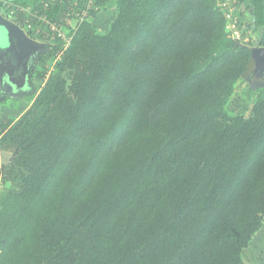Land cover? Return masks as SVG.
<instances>
[{
	"label": "trees",
	"instance_id": "16d2710c",
	"mask_svg": "<svg viewBox=\"0 0 264 264\" xmlns=\"http://www.w3.org/2000/svg\"><path fill=\"white\" fill-rule=\"evenodd\" d=\"M109 1L100 33L89 18ZM221 2L32 7L43 19L25 33L54 65L27 110L0 123V264H245L264 226V88L246 114L226 105L264 27L244 26L251 7L237 0L234 39ZM14 10L0 0L26 26ZM71 13L82 20L65 31ZM10 98L0 91V106Z\"/></svg>",
	"mask_w": 264,
	"mask_h": 264
},
{
	"label": "rangeland",
	"instance_id": "374dc122",
	"mask_svg": "<svg viewBox=\"0 0 264 264\" xmlns=\"http://www.w3.org/2000/svg\"><path fill=\"white\" fill-rule=\"evenodd\" d=\"M72 1V0H71ZM219 2L222 1V6L227 5L226 11L230 8H233L232 14L237 17L238 11L241 9L240 4H236L237 0H218ZM249 2H252L254 5H259L263 0H250ZM245 2L244 5H247ZM234 5L239 7H234ZM16 6H12L14 8ZM32 7H24L23 10L27 12L28 10H31ZM252 12V13H251ZM58 13L55 12V15ZM115 1H109L106 3V5L96 8L95 9V16H90L89 20L92 22V24L97 28V30L100 33H106L108 31L109 25L111 21L113 20L115 16ZM264 7H253L250 11V13H247L246 16L239 17L240 20H245L243 25L249 27L251 26H257L258 30H262L264 27V20L262 19L264 16ZM70 20V21H69ZM69 20H67L68 24L65 22L63 27L65 28V31H67L69 28H75L78 25V22L82 20V18L77 19L75 15H72L69 17ZM18 26V25H17ZM42 26L41 24L38 25V28ZM56 26L55 23H50L49 28L54 29ZM19 27V26H18ZM45 26L41 27V31H45L43 28ZM243 27V26H242ZM23 32L26 30L24 27H19ZM241 31H244V40L246 42H250L253 39H255V31L252 30V28H242ZM258 31V32H259ZM25 33V32H24ZM27 36V34L25 33ZM62 36V34H61ZM28 37V36H27ZM29 38V37H28ZM66 43H68L69 39H65ZM6 39L5 30L0 29V59L5 64L7 63L9 65L8 55L3 53L2 50L4 49V46L8 43ZM44 43V42H43ZM3 46V47H2ZM42 53L38 54L41 55ZM34 58V57H33ZM32 58V59H33ZM31 59V60H32ZM32 62V61H31ZM33 63V62H32ZM38 65V71H43V78H31L29 79V76L27 74V83L25 86H18L10 84L5 77L0 79V91L1 94L5 93L9 97V101H7L4 105L0 106V123L1 120H7V119H13L14 121L17 120L21 114L27 110V108L30 106V104L33 102L36 92L43 87L45 84L48 76L53 72V60H48L45 63H39L35 62ZM29 63H27L28 65ZM6 67V66H5ZM259 67H262V65H258L257 67L252 68V73L249 76L243 77L236 85V89L230 98L229 102L226 105V110L229 112L230 115L236 116L241 114L248 113V110L250 109L253 101L255 100L256 94L264 88V69H257ZM10 68V65H9ZM263 68V67H262ZM4 70V67H0V73ZM30 84V85H29ZM9 155L4 154L0 152V164L4 163L8 159Z\"/></svg>",
	"mask_w": 264,
	"mask_h": 264
},
{
	"label": "water",
	"instance_id": "95a60500",
	"mask_svg": "<svg viewBox=\"0 0 264 264\" xmlns=\"http://www.w3.org/2000/svg\"><path fill=\"white\" fill-rule=\"evenodd\" d=\"M0 29L5 30L6 43L8 44L6 47L4 46L2 52L9 56L10 65L9 68V65L0 59V67H4V70L0 73V79L5 77L10 84L25 86L29 69V64L27 65V63H30L31 59L37 54L43 53L45 46L36 40L28 38L17 25L2 16H0ZM25 54L26 57L28 55V62L25 59ZM21 57H24L22 61L20 60ZM258 65H262L263 68L259 67L257 69H264V47H253L250 49V60L247 68L252 70L253 67Z\"/></svg>",
	"mask_w": 264,
	"mask_h": 264
},
{
	"label": "crops",
	"instance_id": "0c3cea01",
	"mask_svg": "<svg viewBox=\"0 0 264 264\" xmlns=\"http://www.w3.org/2000/svg\"><path fill=\"white\" fill-rule=\"evenodd\" d=\"M3 1L6 3V6L10 9V7L12 6H20L22 8L34 7V6H37L43 0H3ZM249 1L250 0H244V2H248L246 4L250 6L251 9L255 6L264 7V0L259 5H256V4L254 5L252 2H249ZM0 16H2L1 13H0ZM5 19H8V20L10 19L11 21H13L11 18H5ZM262 19L264 20V17ZM242 259L245 264H264V226L252 238L247 248H245L242 251Z\"/></svg>",
	"mask_w": 264,
	"mask_h": 264
},
{
	"label": "built area",
	"instance_id": "2783aa9c",
	"mask_svg": "<svg viewBox=\"0 0 264 264\" xmlns=\"http://www.w3.org/2000/svg\"><path fill=\"white\" fill-rule=\"evenodd\" d=\"M223 6H225L227 8V5H223ZM9 11H10L11 14L12 13L14 14L15 10H14V8L10 7ZM232 11H233V8H230V9H228L225 12V16H226V19H227L226 30L227 31H231L232 37L234 39H238L239 38V32L237 31L238 30V20H237V17H235L232 14ZM23 15H24V24H26V26H25L26 28L28 27L27 25L30 24V22H31L33 17H34V19L37 17L36 19H37L38 23H40L39 20L42 21V19H43V17L37 15V12L34 11L33 9L28 10L27 12L24 11ZM72 15H73L72 13L71 14H65L64 22H66L68 24L67 20H69V17L72 16ZM76 18H80V16L76 15ZM48 22H50V21H48ZM38 25H35V29L36 28L38 29ZM55 28H56V26H55Z\"/></svg>",
	"mask_w": 264,
	"mask_h": 264
},
{
	"label": "flooded vegetation",
	"instance_id": "af4514ba",
	"mask_svg": "<svg viewBox=\"0 0 264 264\" xmlns=\"http://www.w3.org/2000/svg\"><path fill=\"white\" fill-rule=\"evenodd\" d=\"M13 22V21H12ZM13 23H15L16 24V22H13ZM17 25V24H16ZM16 57H18V56H16ZM37 57H38V54L31 60L32 62H36V59H37ZM22 59H24V57L22 58L21 57V61H22ZM25 59H27V62H28V55H27V57H26V54H25ZM20 60H19V62H20ZM30 61V63H29V68L32 66V62ZM20 63H22V62H20ZM261 68V67H260Z\"/></svg>",
	"mask_w": 264,
	"mask_h": 264
},
{
	"label": "clouds",
	"instance_id": "9594fccd",
	"mask_svg": "<svg viewBox=\"0 0 264 264\" xmlns=\"http://www.w3.org/2000/svg\"><path fill=\"white\" fill-rule=\"evenodd\" d=\"M10 20V19H9ZM11 21V20H10ZM12 22V21H11ZM16 25V24H15ZM25 27V26H24ZM26 28V27H25ZM25 32V31H24ZM35 40V39H34ZM37 41V40H36ZM39 43H41L40 41H38ZM42 44V43H41ZM44 45V44H43ZM46 49V48H45ZM47 50V49H46ZM45 51V50H44ZM44 53V52H43ZM42 53V54H43Z\"/></svg>",
	"mask_w": 264,
	"mask_h": 264
}]
</instances>
